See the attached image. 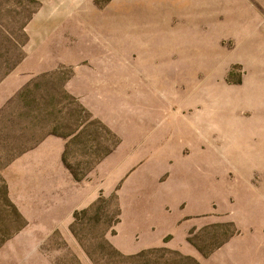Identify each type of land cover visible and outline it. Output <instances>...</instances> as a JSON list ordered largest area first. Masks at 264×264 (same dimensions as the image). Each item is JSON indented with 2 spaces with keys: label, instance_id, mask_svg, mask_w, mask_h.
I'll use <instances>...</instances> for the list:
<instances>
[{
  "label": "rangeland",
  "instance_id": "1",
  "mask_svg": "<svg viewBox=\"0 0 264 264\" xmlns=\"http://www.w3.org/2000/svg\"><path fill=\"white\" fill-rule=\"evenodd\" d=\"M214 2L94 0L98 10H105L106 17L120 9L121 20L131 23L130 36L142 50L148 42L157 50L153 71L137 68L139 74H147L146 79L155 82L168 79L170 83L162 92L153 91L159 92L169 113L167 134L156 139L153 136L150 158L145 162L148 168L158 165L150 175L154 186L171 190L196 177L202 184L215 185L216 196L211 199L214 217L203 215V207H199L191 191L184 193L181 203L173 198L155 199L154 211L165 207L167 215L185 217L176 228L165 224L164 230L176 232L173 244L177 249L163 246L142 258H118L106 243L116 228L110 229L116 217V207L109 201L118 196L114 192L105 196V203L95 211L81 217L67 239L56 233L55 241L40 249L44 257L41 262L31 258L23 264H202L201 258L209 259L222 249L231 256L264 257V6L262 1L245 0L262 16L261 22L257 25L246 14L242 23H237V16L236 23L231 24L226 23L224 12H215ZM41 6L40 0H0V82L26 58V27ZM124 25L121 47L129 54L134 47L125 34L128 25ZM145 61L134 52L121 59L122 64L143 66ZM71 71L63 66L36 77L22 89L21 98L16 96L13 102L18 105L10 110V121L25 126L20 137H67L90 120L87 109L64 88ZM137 90L140 97L144 89L138 84ZM17 113L25 121L13 118ZM101 125L97 121L88 123L84 135L68 150V163L77 174L92 168L94 152L106 157L117 142V137ZM183 125L185 133H176ZM20 141L8 140L7 134L0 131V171L16 151L11 146ZM190 225L186 243L192 254H186L182 251L186 245L182 236ZM20 227V221L7 207L0 173V248L21 232ZM172 238L168 236L165 243Z\"/></svg>",
  "mask_w": 264,
  "mask_h": 264
},
{
  "label": "crops",
  "instance_id": "2",
  "mask_svg": "<svg viewBox=\"0 0 264 264\" xmlns=\"http://www.w3.org/2000/svg\"><path fill=\"white\" fill-rule=\"evenodd\" d=\"M40 1L41 8L26 27L29 38L26 58L0 82V131L7 134L8 140L22 139L11 146V150L16 151L0 173L10 201L27 223L0 248V264H23L31 258L36 263L41 262L44 257H41L40 249L50 246L56 233L67 239L76 212L88 209L100 196H111L114 192L118 193L122 214L110 242L119 252L135 255L163 246L177 249L173 244L176 232L164 228L167 223L176 228L185 217L167 215L165 207L154 211V200L173 198L181 203L184 193L191 191L199 207H203V215L214 217L211 199L216 196L217 188L202 184L199 177L171 190L158 189L152 182L151 171L158 165L153 164L150 168L145 165L150 158V143L153 136L156 139L167 134L169 119L167 105L159 92L153 91L160 89L162 92L170 83L168 79L159 82L146 79L147 74L140 75L137 68L152 72L157 50L153 49L152 42L143 45V50L138 42H133L129 32L131 23L121 20L120 9L112 17H106L105 10H98L94 0ZM255 1H262L264 6V0ZM214 6L216 13L217 10L224 12L226 23L237 21L240 24L246 14L257 25L262 19L245 0H215ZM244 7L248 8V13L240 10ZM124 24L128 25L125 34L129 35V42L134 47L129 54L121 47V31L124 30L121 26ZM132 52L147 60L144 66L121 63L122 55L131 56ZM63 66L72 70L64 83L65 90L87 109L91 119L67 137L57 134L20 137L19 132L25 126L20 124L18 127L10 121V110L18 105L13 100L34 78L54 73ZM143 76L145 79L141 78ZM138 84L144 89L140 90V97L137 96ZM13 118L25 121L18 113ZM92 121L108 128L117 137V142L106 157H99L94 152L92 169L86 178L78 181L64 158ZM182 129H185L184 125L175 132L183 135ZM191 228L192 225L184 231L182 240L185 243ZM168 236L173 238L165 243ZM182 251L192 254L187 243ZM201 263L264 264V257L231 256L222 249L216 256L201 258Z\"/></svg>",
  "mask_w": 264,
  "mask_h": 264
},
{
  "label": "trees",
  "instance_id": "3",
  "mask_svg": "<svg viewBox=\"0 0 264 264\" xmlns=\"http://www.w3.org/2000/svg\"><path fill=\"white\" fill-rule=\"evenodd\" d=\"M25 89V88H24ZM23 89V90H24ZM23 90H21L20 92H19V94L17 95L18 96V98H21V96H22V92H23ZM82 106V105H81ZM83 107V106H82ZM84 108V107H83ZM91 116V115H90ZM92 117V116H91ZM91 119V118H90ZM97 123H99L100 125H101V123L100 122H98L97 121ZM111 136H114L113 134H112V132L108 129V128H106L104 125H101ZM109 130V131H108ZM112 151L111 150H108V152H106V155L105 156H107V155H109L110 153H111ZM64 161H65V164H66V166L72 171V173H73V175H74V177L76 178V180H78V181H80V180H83L84 178H86V176L88 175V173L90 172V170L92 169V168H90V170L88 171V172H86L85 174H83V175H80V174H77L76 172H75V170H72L71 169V167H70V165H69V163H68V160H67V153H66V155H65V158H64ZM3 183H4V187H5V201H6V204H7V207L8 208H10L12 211H13V213H14V215L16 216V218H17V220L18 221H20V224H21V227H20V229L18 230L19 232L21 231V230H23L25 227H26V225H27V223H26V221H25V219L23 218V216L20 214V212L17 210V208L15 207V205L10 201V199H9V197H8V190H7V186H6V184H5V181L3 180ZM105 201H106V199H105V196H100V198L91 206V207H89L88 209H85V210H83V211H79V212H76L75 214H74V219H73V222H72V224L70 225V232H72L73 233V226L74 225H76L77 223H80L81 221H82V219H81V217H85V216H87V214H89V212H92V211H95V209H97L101 204H103V203H105ZM110 202L112 201V204L114 205V207H116V217H115V219H114V221L112 222V225L110 226V229L111 230H114L113 228H115V227H117V225L121 222V214H122V212H121V207H120V202H119V198H118V196H114V198H112V199H110L109 200ZM114 232V231H113ZM115 234V232L113 233V235ZM7 240H9V238L7 239ZM6 240V241H7ZM5 241V242H6ZM106 243H107V245H108V247L109 248H111V250H113V252L116 254V257H118V258H124L125 256H128L127 258H129V259H133V258H142V257H145V255L146 254H149V253H153L156 249H158V248H156V249H150V250H145V251H142V252H140V253H138V254H135V255H124V254H122L121 252H119L112 244H111V242H108L107 240H106ZM163 250V248L161 249V251ZM165 250V249H164Z\"/></svg>",
  "mask_w": 264,
  "mask_h": 264
}]
</instances>
